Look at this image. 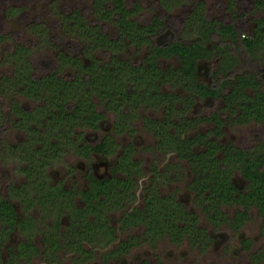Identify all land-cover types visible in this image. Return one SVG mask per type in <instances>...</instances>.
Masks as SVG:
<instances>
[{"label": "rangeland", "instance_id": "rangeland-1", "mask_svg": "<svg viewBox=\"0 0 264 264\" xmlns=\"http://www.w3.org/2000/svg\"><path fill=\"white\" fill-rule=\"evenodd\" d=\"M257 1L126 0V7L133 9L130 18L135 22L148 23L154 16H158L161 20V31H171L173 40L186 44L196 43L203 48L204 61L201 66L205 72H199L195 76H182L173 55L157 54L154 50L158 34H146L140 41L120 36L114 16L97 18L92 0H0V195L13 203L19 216L27 213L33 217L32 239L38 249L27 256H16L10 260L8 249H15L18 242L26 237L24 232L15 227L3 240L0 264H137L142 260L147 264H264V218L254 206L249 208L248 218L239 229L234 231L222 224L219 229L213 231V241L205 249L192 246L186 237L179 243L172 242L166 234L147 237L142 223L121 227L119 221L121 214L129 211L132 205L143 204V186L150 181L153 174L150 168L156 165L159 169H165V165L170 163L169 175L172 177L158 185L160 192L175 193L187 208L196 212L200 224L212 230L204 214L193 201L194 193L188 188L191 174L186 160L172 147L165 144L160 146L156 129L150 127L147 122V119H165V104L153 103L151 99H146L145 93H151L153 86L151 88L145 85L146 82L140 78L129 79L134 77L132 73L150 77L145 69H142L148 65L146 58L153 56L155 65L161 60L164 62L160 65L161 69L171 70L167 72L166 77H154L153 81L157 91L178 97L173 101L176 107V112L173 110L171 113L173 120H194L180 131V137L203 132L221 143L232 142L237 147L264 150V145L261 144L264 139V119L250 116L242 120L234 112L239 108L237 105H225L224 96L219 95L207 102L200 97L196 87L197 81L204 82L205 85L212 83L216 87L224 83V87L219 89L224 92L232 87L238 76H243L257 82V87L264 90V43L255 41L261 31L264 38V25L258 24L259 20H264V0L261 3ZM73 11L82 14L83 20L90 26H101L112 40H118L115 45L119 46L113 49L93 46L90 38L81 33L77 26H73L68 17ZM221 23L231 27L225 30L219 26ZM244 38L252 39L254 43L246 44ZM62 55L63 59H66V56H76L82 64L93 61L99 66L107 64L110 69L114 68L113 64L116 68L120 67L113 63L114 56L128 62L134 68H122L121 72H117V80L122 82V87L126 82H130L131 98L124 97L117 108H114L108 97L90 90L87 99L92 102L94 110L102 115L96 127L89 126L79 118H66L61 123L52 119L46 123L43 113L34 111L35 119L31 126L35 129L30 133L23 126L15 124L19 116L13 110L14 103L26 110L39 109L42 105L51 106L48 97L53 94L40 84L41 87H38L35 95H24L20 90L22 85L18 83L20 74H17V71L20 65H23L24 69L38 80L53 71L66 79L74 77L77 73L76 67L69 61L62 60ZM130 89L125 87L126 92ZM253 89L246 85L243 92L250 94ZM116 98L120 99L117 95ZM191 98L192 102L187 108L178 110L185 100ZM119 111L125 115L120 117L117 114ZM215 113L221 119L219 134H212L215 124L209 119V116ZM37 120L39 122H36ZM65 124L70 125L67 128ZM64 127L69 129L67 143L63 144V150L55 158L47 160L43 171L49 176L50 183L59 182L73 191V203L76 206L82 203L79 190L87 186L86 174L90 168L97 175L109 173L123 146L132 144V157L138 159L140 164L139 172L133 173L134 201L108 212L109 226L114 228V239L108 242L109 235L103 231L93 235V241L81 240L83 247L91 250V256L85 259H82L79 252L64 245L69 238L77 240V236L70 234L71 212L64 208L59 211V207L53 204L43 208L36 202L25 209L23 199L18 193H13L12 189L14 186H24L29 189L30 195L34 194L31 185L27 183L29 178L22 170L26 166L25 162L19 151H12L11 146L24 141L29 152V149L40 144L39 134L49 136L46 128L59 132ZM169 129L174 133L178 131V128L173 126ZM109 135L117 143L114 152L104 154L90 151L87 156L78 152L76 144L85 141L87 145H92ZM58 139L65 140L62 137ZM217 152L220 154L221 150L218 149ZM232 175L238 187L245 190L246 180L241 178L239 171L234 169ZM236 207V204L222 206L228 215H232ZM56 218H59V230L54 233L61 247L48 250L42 242V236L49 226L55 223ZM131 235L137 236V241L126 251L108 253L120 240ZM253 252L257 253L256 257Z\"/></svg>", "mask_w": 264, "mask_h": 264}, {"label": "trees", "instance_id": "trees-1", "mask_svg": "<svg viewBox=\"0 0 264 264\" xmlns=\"http://www.w3.org/2000/svg\"><path fill=\"white\" fill-rule=\"evenodd\" d=\"M257 2L261 3L262 0ZM134 5H136V2ZM92 6L96 17L99 19H105V17H110L111 15L114 16L118 32L122 37L140 41V39L142 40L146 37V34L151 36L158 34L159 38L154 43V50L157 54L173 55L178 62L177 67L180 70L179 72H182V76H187V74L195 76L199 72H205V69L201 66L204 61L203 48L196 43L186 44L173 40L171 31H161V20L158 16H154L148 23H137L130 18V13L133 9L126 7V0H92ZM68 17L72 20L73 26H77L82 31L81 33L90 38L93 46L100 45L108 49L119 46L115 45L118 40H112L101 26H90L87 24L83 20L82 14L78 11H73ZM258 24L259 26L264 25V20H259ZM219 26L225 30H229L231 27L225 23H221ZM262 35L263 32L261 31L255 41L264 43ZM244 39L246 44L254 43L252 39ZM64 55L61 56L62 60L69 61L77 69L74 77L66 79L56 75V71H53L38 80L33 78L31 73L24 69L23 65H20L17 71V74H20V78L17 76L18 83L22 85L20 90L24 95H35L38 87H41L40 84H43L53 94L48 97L51 100V106L42 105L39 109L26 110L19 106L18 103H14L13 110L19 116L15 124L23 126L30 133L34 132L35 129L31 126V122L35 119L34 111L43 113L46 123L52 121V119L57 120V123H61L66 118L67 120L79 118L89 126L96 127L97 121L102 115L101 112L94 110L92 102L87 99L90 90H95L101 96L108 97L109 101H112L114 108H117L116 106L121 103L124 97L127 99L131 98L132 86L130 82L124 84L125 87L131 88L126 92L125 87H122V82L117 80L119 78L117 72H121L122 68H134L128 62L119 60L114 56L113 63L120 65V67L116 68V65L113 64L114 68L110 69L107 64L99 66L93 60L89 64H82L73 55L68 58L66 56V59H63ZM146 59L148 60V65L143 66L142 69H145L150 77L132 73L134 77L129 79L134 80L136 77V80H138L140 78L146 82L145 85L151 86V88L153 86L151 93L149 91L145 93L146 99H151L153 103L165 104V119H147V122L150 127L156 129L155 131L159 135V140L157 141L160 146L165 144L168 147H172L182 159L186 160L188 171L191 174L187 184L188 188L194 193L193 201L200 208L212 229L216 230L220 225L226 224L229 228L237 230L248 218L251 206L256 207L264 218V150L257 151L252 148H241L235 146L232 142L221 143L218 139L209 137L203 132H196L192 136L188 134L180 137V131L188 123H193L194 120L181 119L179 122L173 120L171 113L173 110L176 112L173 101L178 97L175 94L157 91L153 81L154 77L158 79L166 77L167 72L171 70L161 69L160 65L164 64L161 60H158L157 65H155L152 61L153 56ZM79 72L84 74H79ZM237 78L231 88L227 90L224 88V92L219 90L224 87V83L222 86L216 87L212 83L205 85L204 82L197 81V92L207 102L217 95L224 96L225 105L230 107L237 105L239 107L237 111L234 109V112L242 120L250 116L264 119V90H260L257 87V82L249 78L243 76H238ZM246 85L254 88L252 93L243 92V88ZM76 90H80L79 95ZM116 95L119 96V100ZM191 102L192 98L185 100L178 110L187 108ZM47 104L49 105V102ZM53 108L56 109L53 110ZM83 113L84 116H82ZM117 114L120 117L125 115L121 111L117 112ZM209 119L215 124L212 134H219L220 116L215 113L209 116ZM36 122L39 121L37 120ZM69 125L65 124L66 127H69ZM170 126L177 127L178 131L174 133L169 129ZM67 128L64 127L59 132L57 130L50 131L46 128V131H49V136L39 134L40 144L29 149V152L24 145V141L11 146L12 151L16 149L19 151V155L25 162L26 166L22 170L29 178L27 183L31 185L34 194L30 195L28 193L29 189L24 186H14L12 189L13 193H18L23 199L25 209L36 202L38 206L43 208L46 205L53 204L59 207V211L64 208L71 212L70 225H72V230H70V234L77 236V240L69 238L64 245L79 252L82 259H85L91 256V250L85 249L81 244V240L93 241V235L103 231L104 234L109 235L108 242L114 239V228L109 226L108 212L114 208H122L134 201L135 193L133 187L135 180L133 173L139 172L140 164L138 159L132 157V144L129 143L123 146L109 173L97 175L91 169L87 172V186L79 190V197L82 203L76 206L73 203V191L62 186L59 182L50 183L48 180L49 176H46L43 171L47 160L55 158L63 150V144L67 143L66 138H68L69 132ZM58 137L65 138V140L58 139ZM261 144L264 145V139ZM116 145L117 143L109 135L92 145H87L83 141V143L76 144V147L78 152L87 156L90 151L104 154L112 153L116 149ZM218 149L221 150L220 154L217 152ZM169 164L165 165V169H159L156 165L150 168L153 174L144 188L143 204L141 206L132 205L129 211H124L119 219L120 225L124 227L128 224L142 223L147 237H157L166 234L168 239L174 243H179L186 237L192 246L205 249L211 241V237L207 228L199 224L197 214L185 207L182 200L177 198L175 193L163 194L158 188L162 181L166 182L172 177L169 175ZM234 169H237L241 178L246 180L245 190L239 188L236 184L232 175ZM224 204H236L238 207L234 209L232 215H228L222 208ZM15 227L24 232L26 237L18 242L15 247L16 250L14 248L8 249L10 260L16 256H27L38 251V249L32 239L33 217L27 215V213L19 216L13 203L0 195V248L4 245V238ZM58 230L59 218H56L55 223L49 226L46 233L42 236V242L46 249L53 250L59 248V246L61 247L55 235ZM136 237L131 235L126 239L120 240L115 248L108 250V253L116 254L120 251H126L131 244L137 241ZM137 264H147V262L142 260Z\"/></svg>", "mask_w": 264, "mask_h": 264}, {"label": "flooded vegetation", "instance_id": "flooded-vegetation-1", "mask_svg": "<svg viewBox=\"0 0 264 264\" xmlns=\"http://www.w3.org/2000/svg\"><path fill=\"white\" fill-rule=\"evenodd\" d=\"M90 169H91V168H90ZM148 183H149V182H148ZM148 183H147V184H148ZM147 184H146L145 186H147ZM145 186H143V190H144ZM144 194H145V191L143 192V197H144ZM143 197H142V200H143ZM185 207H186V206H185ZM188 209H189V208H188ZM190 210H191V209H190ZM192 211H193V210H192ZM194 212H195V211H194ZM195 213H196V212H195ZM197 216H198V215H197ZM198 222H199V217H198ZM199 224H200V222H199ZM200 225H201V224H200ZM209 225H210V224H209ZM202 226H203V225H202ZM210 226H211V225H210ZM239 228H240V227H239ZM239 228H238V229H239ZM211 229H212V227H211ZM218 229H219V228H218ZM230 229H231V228H230ZM207 230H208V229H207ZM216 230H217V229H216ZM231 230H233V229H231ZM208 231H209V233H210V237H211V241L208 243V245H209V244L213 241L212 232L215 231V229L208 230ZM234 231H235V230H234ZM243 241H244V240H243ZM208 245H207V246H208ZM207 246H206V247H207ZM206 247H205V248H206ZM253 256L256 257V256H257V253H256V252H255V253L253 252Z\"/></svg>", "mask_w": 264, "mask_h": 264}]
</instances>
